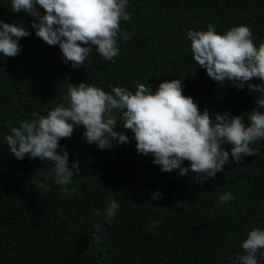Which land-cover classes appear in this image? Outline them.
<instances>
[{"label":"trees","instance_id":"trees-1","mask_svg":"<svg viewBox=\"0 0 264 264\" xmlns=\"http://www.w3.org/2000/svg\"><path fill=\"white\" fill-rule=\"evenodd\" d=\"M127 11L133 19L121 27L134 35L118 42L120 55L105 62L94 51L86 66L74 69L62 62L58 46L35 36L30 15L13 13L11 0H0V20L23 23L31 32L21 39L19 55L0 58V264H232L243 254L247 232L264 228V140L251 145L258 155L239 164L230 155L223 172L203 183L191 172H162L151 155L136 151L130 130L117 129L129 143L100 150L77 126L60 142L82 169L68 185L75 188L70 195L55 182L51 161L11 155L4 140L10 126L64 102L70 82L108 92L113 86L134 91L148 82L155 91L163 81L186 78L184 95L201 111L235 116L255 108L258 92L220 85L198 67L187 31H206L211 24L223 34L245 24L258 46L264 42V0H129ZM225 148L231 152V145ZM156 192L159 198H153ZM227 192L235 199L218 207L219 195ZM109 197L119 204L111 223L93 214L104 213ZM182 201L188 205L175 207Z\"/></svg>","mask_w":264,"mask_h":264},{"label":"clouds","instance_id":"clouds-1","mask_svg":"<svg viewBox=\"0 0 264 264\" xmlns=\"http://www.w3.org/2000/svg\"><path fill=\"white\" fill-rule=\"evenodd\" d=\"M129 0H11V12L27 13L33 19L35 36L51 47L58 46L62 62L78 69L88 64L95 51L105 62L120 55L118 42H127L133 32L122 29L133 16L127 11ZM31 32L16 23L0 20V58H15L23 46L22 38ZM194 62L215 82L249 92H258L255 108L248 113L231 115L210 113L192 96L184 95V79L163 81L153 91L152 85L139 83L135 90L113 86L111 91L93 83H69L64 102L46 114L33 112L29 120L10 126L4 136L10 153L17 160L25 157L51 161L55 182L62 193L70 195L75 188L68 185L81 172L78 161L70 162L62 139L71 138L77 126L89 145L111 150L130 142L125 131L130 130L136 141V151L151 155L153 164L162 172L179 170L181 177L194 173L203 183L223 172L231 160L239 164L245 157L258 155L251 145L264 140V42L258 46L252 28L241 24L218 33L214 25L207 30L187 31ZM253 79L261 83H252ZM214 116V118H213ZM125 131H118L117 129ZM225 145H231V152ZM62 153V154H61ZM185 161L188 166H183ZM47 191L48 185L37 182ZM156 192L154 197H160ZM235 197L231 192L219 195L217 206ZM186 201L175 207H186ZM119 211L117 201L109 197L104 214L109 223ZM99 230L100 224L94 225ZM243 254L232 264H260L264 260V228L253 227L241 242Z\"/></svg>","mask_w":264,"mask_h":264}]
</instances>
